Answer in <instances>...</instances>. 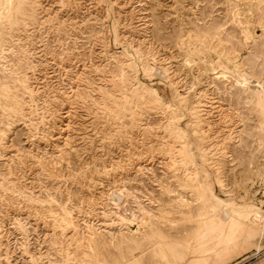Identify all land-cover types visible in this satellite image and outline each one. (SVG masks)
I'll return each instance as SVG.
<instances>
[{"label": "rangeland", "instance_id": "rangeland-1", "mask_svg": "<svg viewBox=\"0 0 264 264\" xmlns=\"http://www.w3.org/2000/svg\"><path fill=\"white\" fill-rule=\"evenodd\" d=\"M0 264H264V0H0Z\"/></svg>", "mask_w": 264, "mask_h": 264}, {"label": "bare ground", "instance_id": "bare-ground-1", "mask_svg": "<svg viewBox=\"0 0 264 264\" xmlns=\"http://www.w3.org/2000/svg\"><path fill=\"white\" fill-rule=\"evenodd\" d=\"M154 75V74H153ZM23 82V81H22ZM175 111V110H174ZM171 118V117H170ZM251 210V209H250ZM230 217L229 214H226V218ZM70 221V220H69ZM67 222V221H66ZM73 222V221H72ZM68 225V224H67Z\"/></svg>", "mask_w": 264, "mask_h": 264}]
</instances>
